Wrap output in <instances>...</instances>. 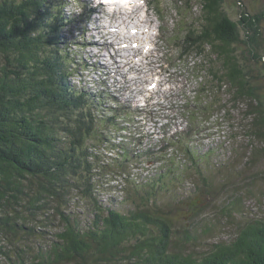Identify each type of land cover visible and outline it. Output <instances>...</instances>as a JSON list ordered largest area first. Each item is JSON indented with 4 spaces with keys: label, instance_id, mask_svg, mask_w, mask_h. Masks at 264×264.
<instances>
[{
    "label": "trees",
    "instance_id": "obj_1",
    "mask_svg": "<svg viewBox=\"0 0 264 264\" xmlns=\"http://www.w3.org/2000/svg\"><path fill=\"white\" fill-rule=\"evenodd\" d=\"M197 1L199 15L188 21L181 46L202 58L198 77L204 81L205 74L212 91L202 99L203 105L185 104L181 116L188 120L186 128L171 134V143L158 153L153 151L149 160L164 159L166 148L173 146L165 162L168 184L185 181L180 174L193 168L197 177L190 172L195 178L190 182L201 180L208 187V180L215 178H209L210 170L212 176H203L199 167L210 166L208 162L200 165L210 150L197 153L193 136L199 132L192 129L200 128L211 115L216 118L220 107L224 110L223 91L231 96L230 102L245 104L246 113L253 116L254 130L248 135L257 136L258 127L264 131V77L258 76L264 72L260 26L264 2L258 7V1H251L255 6L249 4L250 11L238 0L242 9L233 19L224 0ZM64 7L61 0H0V258L5 264H264L262 217L244 221L230 242L212 243L199 253L191 249L200 236L211 232V223L200 232L194 223L210 202L197 195L177 200L175 195L170 204L159 207L154 201L166 187L164 173L150 179V188L144 187L136 208L127 213L96 199L91 200L93 217L86 224L66 211L75 192L92 199V160L98 154L87 142L91 136L101 139L100 125L114 126V117L119 118L118 111L125 107L103 106L102 95L70 82L71 44L63 31L74 19ZM185 9L190 12L191 6ZM93 107L111 113L114 117L106 118L110 124L99 122ZM194 107H200L205 118L196 116ZM259 139L264 143V137ZM117 145L113 143L111 151ZM121 148L126 159L133 152ZM137 152L134 155H142ZM176 152L187 164L180 160L175 164ZM117 159L118 153L110 157L112 162ZM253 160L250 157L248 162ZM112 172H118V166ZM215 188L206 191L211 194ZM220 189L228 190L224 183ZM197 191L199 187L194 186L193 192ZM229 194L228 205L218 208L225 217L241 211V202ZM179 203L188 210L181 216L174 215ZM45 226L53 227V238L36 243Z\"/></svg>",
    "mask_w": 264,
    "mask_h": 264
},
{
    "label": "rangeland",
    "instance_id": "obj_2",
    "mask_svg": "<svg viewBox=\"0 0 264 264\" xmlns=\"http://www.w3.org/2000/svg\"><path fill=\"white\" fill-rule=\"evenodd\" d=\"M61 1L65 5V14L74 19L63 31L66 42L71 44L70 58L74 70L70 82L102 95L103 106L119 104L125 107L124 111H118L119 118L118 115L114 117L111 113H103L102 108H92L101 123H107L106 118L114 117V126L101 124L100 128L104 131L102 136L98 135L101 139L91 136L87 142L98 154V158L92 160V199L85 197L82 192H75L66 207L67 212L86 224L93 217L91 200L96 199L103 206L127 213L136 208L144 187L150 188V179L160 173L167 175L165 162L171 158L173 146L166 148V154L162 155L164 159H149L153 151V154L158 153L167 142L171 143V134L186 128L187 119L181 116L182 108L192 101V106L204 104L202 99L208 95L207 92L212 91V84L205 74L204 81L198 77L203 67L202 58L195 55L194 50L185 52L184 46H181L188 21L199 15L200 4L197 0H188V3L183 0H103L106 4L115 3L109 7L100 0ZM242 1L250 11L255 6L251 2L253 0ZM255 1H258V7L264 2ZM187 5L191 6L190 12L185 9ZM126 6L134 11H126ZM224 8L233 19L238 18V12L242 9L238 0H224ZM134 22H149L150 27L146 31L145 26L140 25L138 28L143 33L138 34L140 41L136 49H118L121 38L128 39L136 34L130 33ZM260 26L264 36V21ZM133 54V58H126L122 63L123 57ZM258 76L263 78L264 72ZM200 80L201 83H198ZM150 83L154 87L147 89ZM202 91L205 92L204 96L200 94ZM223 92L224 110L220 107L216 118L211 115L200 128L194 125L192 129L193 133L199 132L193 136L197 153L205 154L210 150L207 159L200 161V165H207L205 163L208 162L210 166L199 168L203 176L213 174L209 178H215V183L209 179L208 187H204L201 180L190 182V172L197 177L193 168L180 174V179L186 178L185 181L168 184L167 175L164 177L166 187L154 201L161 208L170 204L171 196L175 195H178L174 197L177 200L193 199L197 195L196 198L210 202L205 212L194 222L198 227L197 232L206 224H212L211 232L200 236L189 246L197 253L206 251L212 243L230 242L244 221L264 218V143L259 139L264 137V131L258 127L257 136L248 135L254 130L253 116L246 113L245 104L230 102L231 96ZM103 93H107L106 96ZM194 110L196 116L205 118L206 114L201 112L200 107H194ZM133 141L136 143L129 147ZM117 142L118 148L111 151V145ZM121 146L133 150L127 159L121 156ZM138 148L142 152H137ZM134 152L142 155H134ZM116 153L117 162H112L110 157ZM175 154V164L180 161L187 164L179 152ZM250 157L254 158L252 162H248ZM107 163L111 164L105 165ZM117 166L118 172H112ZM223 183L228 189L226 192L220 189ZM194 186L199 187L197 193L193 192ZM214 186V192L209 194L206 189H214ZM229 193H233L235 200L241 202V211L225 217L218 208L228 205L227 199L232 195ZM178 207V210L174 209V215L181 216L188 212L184 203H179ZM42 229L39 238L35 239L36 243L44 244L53 238L52 226ZM0 264H5L1 258Z\"/></svg>",
    "mask_w": 264,
    "mask_h": 264
},
{
    "label": "bare ground",
    "instance_id": "obj_3",
    "mask_svg": "<svg viewBox=\"0 0 264 264\" xmlns=\"http://www.w3.org/2000/svg\"><path fill=\"white\" fill-rule=\"evenodd\" d=\"M131 2H132V1H131ZM129 5H130V4H129ZM133 11H134V10H131L130 13L133 12ZM128 13H129V12H128ZM124 29H125V28H124ZM126 29H127V28H126ZM182 130H183V129H182Z\"/></svg>",
    "mask_w": 264,
    "mask_h": 264
}]
</instances>
